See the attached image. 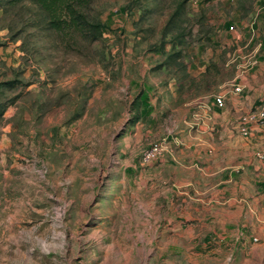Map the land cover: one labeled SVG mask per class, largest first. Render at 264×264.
I'll use <instances>...</instances> for the list:
<instances>
[{
	"label": "rangeland",
	"instance_id": "obj_1",
	"mask_svg": "<svg viewBox=\"0 0 264 264\" xmlns=\"http://www.w3.org/2000/svg\"><path fill=\"white\" fill-rule=\"evenodd\" d=\"M86 11L96 39L49 29L30 0H0V264H264L249 221L224 235L236 226L222 219L219 137L224 118L264 101L248 56L264 0ZM194 134L209 135L206 151Z\"/></svg>",
	"mask_w": 264,
	"mask_h": 264
},
{
	"label": "crops",
	"instance_id": "obj_2",
	"mask_svg": "<svg viewBox=\"0 0 264 264\" xmlns=\"http://www.w3.org/2000/svg\"><path fill=\"white\" fill-rule=\"evenodd\" d=\"M257 25L258 27L264 26L261 20L257 22ZM248 56L253 57V64L256 66L255 73L261 72L264 68V40L262 37L253 43L252 51ZM255 75L253 74V76ZM236 77H239L240 83L247 85V79L242 73ZM227 93L228 91L222 94L226 96ZM236 102L237 100L234 101V103ZM243 111L245 110L241 108V112ZM237 118H224L223 130L226 132L219 135L220 141L223 142L222 151L225 158L224 165L220 167L222 171L220 182L224 184L223 193L225 194V207L223 208L225 216L222 219L228 225L236 226V229H227L224 235L226 237L233 236L239 229L240 222L249 221L251 233L248 236H251L250 240L253 242L250 244V248L260 249L264 254V188L260 186V190H258L259 187L254 186V181L264 182V161L256 160L253 156L255 148L264 146V128L256 126L252 128L249 137L237 136L238 138L233 139L231 132L236 127ZM205 119L203 118V120ZM208 137L207 134H194L191 139L196 143V148L206 151L209 145ZM239 170L241 172L238 174ZM245 170H248L252 177L245 174ZM233 171H236L235 176L232 174ZM254 175L257 178H254ZM251 242L246 239L242 247L245 248Z\"/></svg>",
	"mask_w": 264,
	"mask_h": 264
},
{
	"label": "trees",
	"instance_id": "obj_3",
	"mask_svg": "<svg viewBox=\"0 0 264 264\" xmlns=\"http://www.w3.org/2000/svg\"><path fill=\"white\" fill-rule=\"evenodd\" d=\"M44 14L47 27L54 31L72 29L87 32L91 39L101 33L100 22L88 19L86 11L91 0H30ZM101 29V28H100Z\"/></svg>",
	"mask_w": 264,
	"mask_h": 264
},
{
	"label": "built area",
	"instance_id": "obj_4",
	"mask_svg": "<svg viewBox=\"0 0 264 264\" xmlns=\"http://www.w3.org/2000/svg\"><path fill=\"white\" fill-rule=\"evenodd\" d=\"M233 25H230L229 31L233 30ZM231 91L234 94H238L242 91L243 87L239 81H233L231 84ZM215 105L223 107L225 105V94H218L214 98ZM264 128V101H262L256 108L250 112L242 113L239 115L236 123V131L242 137H249L251 130L254 127ZM160 152L158 144H152L142 152V158L144 161L152 160ZM253 156L256 160L264 161V146H260L254 149Z\"/></svg>",
	"mask_w": 264,
	"mask_h": 264
}]
</instances>
